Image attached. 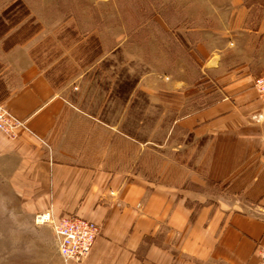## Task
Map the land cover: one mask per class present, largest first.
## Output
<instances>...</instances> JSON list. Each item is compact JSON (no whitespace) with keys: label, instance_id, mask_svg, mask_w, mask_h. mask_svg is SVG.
<instances>
[{"label":"crops","instance_id":"obj_1","mask_svg":"<svg viewBox=\"0 0 264 264\" xmlns=\"http://www.w3.org/2000/svg\"><path fill=\"white\" fill-rule=\"evenodd\" d=\"M207 1L195 46L218 97L177 127L203 140L206 156L219 146L222 162L234 147L236 162H251L250 185L216 198L188 186L190 172L165 182L56 160L47 142L65 101L29 52L0 43V104L28 129L16 138L0 131V264H65L52 225L34 220L49 207L56 219L74 213L99 224L82 264H264V103L254 88L264 71V0Z\"/></svg>","mask_w":264,"mask_h":264},{"label":"rangeland","instance_id":"obj_2","mask_svg":"<svg viewBox=\"0 0 264 264\" xmlns=\"http://www.w3.org/2000/svg\"><path fill=\"white\" fill-rule=\"evenodd\" d=\"M209 6L207 0H0V43L29 52L65 101L47 142L53 158L165 182H181L190 172L195 181L186 180L188 186L216 198L250 185L251 162H236L234 147L224 149L228 162H222L219 146L206 156L203 140L177 127L218 97L208 94L216 87L195 46Z\"/></svg>","mask_w":264,"mask_h":264},{"label":"built area","instance_id":"obj_3","mask_svg":"<svg viewBox=\"0 0 264 264\" xmlns=\"http://www.w3.org/2000/svg\"><path fill=\"white\" fill-rule=\"evenodd\" d=\"M254 86L264 100V72L256 79ZM27 131L26 121L9 113L0 104V131L14 133ZM37 224L50 223L57 238V248L65 264H82L89 255L96 238L100 234L99 224L71 213L54 218L52 208L49 207L35 214ZM257 253L264 260V242L258 244Z\"/></svg>","mask_w":264,"mask_h":264}]
</instances>
